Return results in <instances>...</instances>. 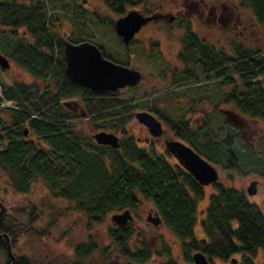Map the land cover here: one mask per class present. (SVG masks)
Instances as JSON below:
<instances>
[{"label":"trees","instance_id":"obj_1","mask_svg":"<svg viewBox=\"0 0 264 264\" xmlns=\"http://www.w3.org/2000/svg\"><path fill=\"white\" fill-rule=\"evenodd\" d=\"M104 1L120 15L127 4L133 3V0ZM244 2L264 24V0ZM49 24L45 0H0V26L12 29L16 36L24 28L17 44L6 47L7 55L35 80L45 83L41 89L36 82H19L3 94L6 99L15 100L19 108L6 109L11 115L10 125L0 116V141H7L0 149V168L9 175L13 188L26 192L35 178L42 179L53 195L72 202L84 214L88 228L104 223L110 212L134 210L141 194L180 240L187 261L193 262L191 251L201 250L209 257L224 260L239 253L237 264H256L253 258L259 249L264 250V213L248 200L246 193L214 182L217 192L211 195L201 223L208 239L198 244L194 227L196 206L204 196L203 186L185 168L141 148L131 137L122 138L120 148H113L98 146L84 133L73 130L69 121L72 115L59 103L63 99L82 97L86 115L92 116L95 123L102 122L96 127L103 130L120 128L133 117V110L143 109L145 104L118 99L112 90L95 93L70 79L65 72L64 42L51 34ZM99 47L104 56L116 61ZM179 59L197 62L207 77L213 72L224 89L219 103L233 104L242 114L264 120V56L260 51L239 48L237 56L231 57L188 31ZM169 93L158 95L151 103L186 96ZM156 114L162 118L158 111ZM171 127L212 164L239 166L264 178V156H257L253 146L231 124L228 114L219 132L214 130L212 135L215 138L224 134L219 140H208L207 132L200 134L183 122ZM25 129L39 141L27 138ZM234 146L238 148L236 156L231 152ZM3 216L0 206V249L6 253V264H10L9 248L16 244L20 230L5 224ZM133 232L128 223L116 224L108 228L107 237L129 262L149 261L154 252L147 243L136 250L130 248L128 240ZM103 252L108 254L107 248ZM77 253L83 256L79 249ZM163 254L166 262L160 264H178L167 245ZM13 264L30 262L22 256L16 257Z\"/></svg>","mask_w":264,"mask_h":264},{"label":"rangeland","instance_id":"obj_2","mask_svg":"<svg viewBox=\"0 0 264 264\" xmlns=\"http://www.w3.org/2000/svg\"><path fill=\"white\" fill-rule=\"evenodd\" d=\"M45 1L51 34L63 42H93L119 63L135 68L142 74L134 85L118 88L116 97L130 100L131 103H143L144 108L133 110V117L120 128H106L105 131L114 132L121 139L131 137L135 142L139 138L138 144L136 143L138 146L164 156L169 163L175 165L178 164L176 159L166 152L164 144L158 141L153 146L144 141L148 134L145 126L134 115L137 111H158L167 137L180 138L171 124L183 122L200 134L207 132L208 140H219L224 135L217 134L212 138L228 113L231 124L241 133L245 142L253 146L257 156H264V120L242 114L233 104L219 103L224 89L219 86V79L213 72L207 77L197 62L185 63L179 59L183 39L188 31L231 57L237 56L239 48L258 50L264 56V24L257 20L244 0H133L132 4L126 5L123 15L136 9L149 15L159 12L162 18L146 24L129 46L123 44L114 29V21L120 14L104 0ZM170 15L174 16L172 20L169 19ZM12 32V29L0 26V53L9 59L6 47L17 44L19 37L24 35V28L17 31L18 37ZM10 62L11 66L7 69L0 67L2 94L19 82H36L41 89L44 87L45 83L35 80L11 59ZM202 85L203 88L198 87ZM50 87L52 91H57L53 83H50ZM225 88L228 89V86L225 85ZM169 92H175V96L177 93L186 96L178 95L172 101L161 98L151 103L153 98ZM59 103L66 113L72 115L70 120L73 130L84 133L95 143L94 133L103 130L97 128L96 124L102 122L95 123L92 116L83 114L86 109L84 99L77 96L63 99ZM0 116L7 121L6 125L11 124L8 110L0 109ZM26 137L39 141L30 131ZM6 142L5 139L0 141V149ZM231 152L236 156L238 148L232 147ZM214 165L219 171L218 183L243 191L248 200L258 205L264 213L263 177L239 166L228 168L217 163ZM254 179L258 180V191L249 195L247 187ZM203 192L204 196L196 206L194 234L198 244H202L201 239H208L201 223L206 217L210 197L217 190L214 184H209L203 187ZM138 198V205L131 210L133 220L128 223L134 229L128 244L132 250L142 248L146 243L150 246L154 255L144 263L129 262L107 237L108 228L116 225L112 220L115 212H110L104 223L88 228L84 214L72 202L53 195L42 179L35 178L26 192H18L13 188L7 172L0 168L3 221L20 230L11 251L15 257H27L30 264H160L166 262L163 254L165 245L178 264H194L185 259L182 243L171 230L165 225L157 227L148 222V213H154V208L141 194H138ZM105 248L108 250L107 256L103 252ZM77 249L83 256H78ZM194 252L195 250L191 251V255ZM233 257L240 258V254ZM209 258L212 264H233L230 257L226 260L215 256ZM253 259L256 264L263 263L264 250L259 249ZM6 263V253L0 249V264Z\"/></svg>","mask_w":264,"mask_h":264},{"label":"water","instance_id":"obj_3","mask_svg":"<svg viewBox=\"0 0 264 264\" xmlns=\"http://www.w3.org/2000/svg\"><path fill=\"white\" fill-rule=\"evenodd\" d=\"M153 16H146L136 9L129 10L125 15L118 17L114 22L116 32L122 37L125 44H129L139 29L150 21ZM65 72L73 81L82 84L95 93L105 90H117L125 86L134 85L141 79V72L135 68L115 62L102 54L101 49L93 42L82 41L72 43L64 42ZM11 66L9 58L0 53V67L7 69ZM136 118L147 126L153 135H160L163 132L161 121L148 111H138ZM28 131L25 129L24 135ZM98 144L109 145L113 148L120 147V140L117 134L108 131H98L93 135ZM167 148L176 157L178 162L198 181L201 185L217 181L218 169L206 158L196 152L190 145L180 140L167 141ZM258 191V180L254 179L247 187V193L254 195ZM132 219L130 210L112 215V220L119 225L127 223ZM147 220L155 226L162 223L158 212L152 215L148 213ZM9 255L13 264L15 256L9 248ZM195 264H211L206 254L196 251L192 255ZM232 263L237 260L233 258ZM262 264V263H258Z\"/></svg>","mask_w":264,"mask_h":264},{"label":"flooded vegetation","instance_id":"obj_4","mask_svg":"<svg viewBox=\"0 0 264 264\" xmlns=\"http://www.w3.org/2000/svg\"><path fill=\"white\" fill-rule=\"evenodd\" d=\"M145 14V13H144ZM145 15H147V16H153V18L151 19V20H159L160 18H162V15L158 12V13H154V14H152V15H149V14H145ZM173 15H170L169 16V19L170 20H172L173 19ZM150 20V21H151ZM150 21H148L146 24H148ZM146 24L145 25H143L140 29H139V31H137L136 33H135V35H134V37H133V39L130 41V44L132 43V41H134V39L136 38V36H137V34L141 31V29L144 27V26H146ZM120 38H121V36H120ZM145 111H148V112H150V113H152V114H154L160 121H161V124H162V128H163V132L160 134V135H158V136H156V135H153L152 133H151V131L149 130V128L147 127V126H145L144 124V126H145V128H146V130H147V136L144 138V141L147 143V144H151V145H155L158 141L159 142H161L162 144H164V146H165V150H166V152L168 153V154H170L173 158H175L176 159V157L171 153V151L167 148V141H169V140H173V139H176V140H181V141H183L184 143H186V144H188L187 142H185L184 140H182V139H180V138H175V137H167V136H165V133H164V131H165V127H164V122H163V120H162V118L160 117V116H158L157 114H156V112L155 111H153V110H151V109H145ZM228 114V113H227ZM230 115V114H229ZM228 115V118H230V116ZM230 120V119H229ZM137 141H136V143L140 140L139 138H137L136 139ZM96 144V143H95ZM138 144V143H137ZM98 145V144H97ZM99 146V145H98ZM166 154V153H165ZM176 161H177V159H176ZM177 163H178V161H177ZM179 164V163H178ZM180 165V164H179ZM181 166V165H180ZM198 182V181H197ZM200 184V183H199ZM209 184H214L213 182L212 183H209ZM203 187L205 186V185H202ZM152 215H154L156 212L154 211V213H152V212H150ZM131 220H133V219H128V221H127V223H129V222H131ZM161 225H164V223H162ZM160 226V225H159ZM201 241V243L202 244H204L205 242H206V239L204 238V239H201L200 240ZM196 251H201V250H195V252ZM203 252V251H202ZM193 255V254H192ZM207 256V255H206ZM207 258H208V260L210 261V258H209V256H207ZM233 258H235V257H233V256H231L230 257V261L233 259ZM236 260H237V262L235 263V264H237L238 263V260H239V258H235ZM211 262V261H210ZM232 263V262H231ZM258 263H260V262H257V264ZM212 264V263H211ZM234 264V263H233ZM262 264H264V262L262 263Z\"/></svg>","mask_w":264,"mask_h":264},{"label":"built area","instance_id":"obj_5","mask_svg":"<svg viewBox=\"0 0 264 264\" xmlns=\"http://www.w3.org/2000/svg\"><path fill=\"white\" fill-rule=\"evenodd\" d=\"M0 107H10L13 109H19L18 104L15 100H7L2 96L1 89H0Z\"/></svg>","mask_w":264,"mask_h":264}]
</instances>
